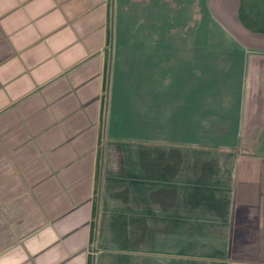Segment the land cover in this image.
Listing matches in <instances>:
<instances>
[{
    "label": "crops",
    "instance_id": "0c3cea01",
    "mask_svg": "<svg viewBox=\"0 0 264 264\" xmlns=\"http://www.w3.org/2000/svg\"><path fill=\"white\" fill-rule=\"evenodd\" d=\"M0 264H264V0H0Z\"/></svg>",
    "mask_w": 264,
    "mask_h": 264
}]
</instances>
